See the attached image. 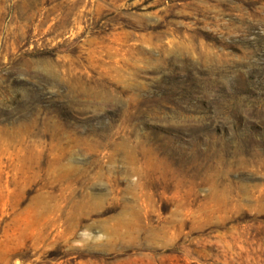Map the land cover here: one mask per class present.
<instances>
[{"label":"rangeland","instance_id":"374dc122","mask_svg":"<svg viewBox=\"0 0 264 264\" xmlns=\"http://www.w3.org/2000/svg\"><path fill=\"white\" fill-rule=\"evenodd\" d=\"M0 264H264V0H0Z\"/></svg>","mask_w":264,"mask_h":264}]
</instances>
